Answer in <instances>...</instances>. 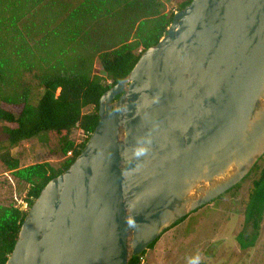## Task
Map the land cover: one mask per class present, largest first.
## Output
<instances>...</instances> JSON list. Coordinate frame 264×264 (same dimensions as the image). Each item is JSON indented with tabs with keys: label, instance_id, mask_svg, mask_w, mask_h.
I'll return each instance as SVG.
<instances>
[{
	"label": "water",
	"instance_id": "95a60500",
	"mask_svg": "<svg viewBox=\"0 0 264 264\" xmlns=\"http://www.w3.org/2000/svg\"><path fill=\"white\" fill-rule=\"evenodd\" d=\"M98 117L26 212L5 264H129L251 173L264 156V0L176 11Z\"/></svg>",
	"mask_w": 264,
	"mask_h": 264
},
{
	"label": "rangeland",
	"instance_id": "374dc122",
	"mask_svg": "<svg viewBox=\"0 0 264 264\" xmlns=\"http://www.w3.org/2000/svg\"><path fill=\"white\" fill-rule=\"evenodd\" d=\"M89 0H0V59L19 94L29 92V103L37 105L42 93L41 78L51 68H68L81 58L92 62L91 77L106 78L99 58L105 52L133 44L138 33L145 34L151 23L139 27L133 13L116 7L111 14L83 21L75 13ZM187 0H158L159 14L169 17ZM1 104V103H0ZM17 114V108L12 109ZM92 107L85 109L91 113ZM0 121V154L6 136ZM85 139L74 129L70 140L79 145ZM63 143L50 147L47 134L22 141L8 149L20 167L48 164L56 170L67 160ZM264 171V156L234 190L190 213L147 250L140 264H264V210L255 232L246 212L254 182ZM29 185L12 174L0 175V206L27 212Z\"/></svg>",
	"mask_w": 264,
	"mask_h": 264
},
{
	"label": "trees",
	"instance_id": "16d2710c",
	"mask_svg": "<svg viewBox=\"0 0 264 264\" xmlns=\"http://www.w3.org/2000/svg\"><path fill=\"white\" fill-rule=\"evenodd\" d=\"M191 1L181 4L177 11ZM116 7H124L125 11L133 13L140 22V28L148 22L152 28H148L145 34L138 33L135 43L125 44L118 50L105 52L100 56L99 62L106 75L105 79L91 77L92 62L87 58L79 59L68 68H51L41 78L43 93L34 106L29 103L27 90L17 93L6 72L5 64L0 59V121L6 124L3 133L7 143L5 152L0 154V175L12 174L17 180L29 185L26 194L29 208L45 185L66 171L85 147L99 122L98 104L101 96L131 72L146 49L158 43L174 16L160 15L158 0H89L74 16H79L83 21L94 20L113 13ZM89 107L93 111L85 113V109ZM13 108H17V114ZM74 129L87 136L79 145L70 140ZM41 133L47 134L50 147L63 143L62 154L72 152V156L56 170L48 164L21 168L19 160L13 158L8 149ZM237 187L238 185L231 190ZM263 210L264 171L259 180L254 182L246 212V218L248 222H252L255 232L262 219ZM25 215L26 212L17 207L0 206V264H5L11 255ZM158 240L150 244L147 250L153 249ZM147 250L130 258L129 264H140V259Z\"/></svg>",
	"mask_w": 264,
	"mask_h": 264
},
{
	"label": "clouds",
	"instance_id": "9594fccd",
	"mask_svg": "<svg viewBox=\"0 0 264 264\" xmlns=\"http://www.w3.org/2000/svg\"><path fill=\"white\" fill-rule=\"evenodd\" d=\"M145 152H146V148H144L143 146H141V147H138V148L135 150L134 154H135L136 156H141V155H143ZM198 261H199V257L190 258V259H189V264H198Z\"/></svg>",
	"mask_w": 264,
	"mask_h": 264
},
{
	"label": "built area",
	"instance_id": "2783aa9c",
	"mask_svg": "<svg viewBox=\"0 0 264 264\" xmlns=\"http://www.w3.org/2000/svg\"><path fill=\"white\" fill-rule=\"evenodd\" d=\"M84 135H85V134H84ZM85 138H87L86 135H85ZM66 156H67V158L71 157V156H72V152H68Z\"/></svg>",
	"mask_w": 264,
	"mask_h": 264
}]
</instances>
